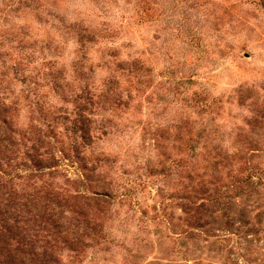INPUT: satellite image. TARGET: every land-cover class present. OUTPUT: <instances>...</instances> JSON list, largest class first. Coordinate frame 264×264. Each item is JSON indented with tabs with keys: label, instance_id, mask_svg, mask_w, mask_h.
Instances as JSON below:
<instances>
[{
	"label": "rangeland",
	"instance_id": "obj_1",
	"mask_svg": "<svg viewBox=\"0 0 264 264\" xmlns=\"http://www.w3.org/2000/svg\"><path fill=\"white\" fill-rule=\"evenodd\" d=\"M0 264H264V1L0 0Z\"/></svg>",
	"mask_w": 264,
	"mask_h": 264
},
{
	"label": "trees",
	"instance_id": "obj_2",
	"mask_svg": "<svg viewBox=\"0 0 264 264\" xmlns=\"http://www.w3.org/2000/svg\"><path fill=\"white\" fill-rule=\"evenodd\" d=\"M264 1V0H263Z\"/></svg>",
	"mask_w": 264,
	"mask_h": 264
}]
</instances>
